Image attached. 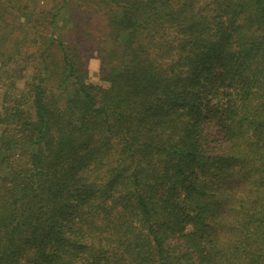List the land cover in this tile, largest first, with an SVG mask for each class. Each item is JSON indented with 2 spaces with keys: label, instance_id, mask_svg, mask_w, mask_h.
Here are the masks:
<instances>
[{
  "label": "trees",
  "instance_id": "obj_1",
  "mask_svg": "<svg viewBox=\"0 0 264 264\" xmlns=\"http://www.w3.org/2000/svg\"><path fill=\"white\" fill-rule=\"evenodd\" d=\"M0 264H264V0H0Z\"/></svg>",
  "mask_w": 264,
  "mask_h": 264
},
{
  "label": "rangeland",
  "instance_id": "obj_2",
  "mask_svg": "<svg viewBox=\"0 0 264 264\" xmlns=\"http://www.w3.org/2000/svg\"><path fill=\"white\" fill-rule=\"evenodd\" d=\"M84 49V56L85 61L87 64V67L89 69V79L91 81H97V72H98V66H99V59L98 55L95 53V51H85Z\"/></svg>",
  "mask_w": 264,
  "mask_h": 264
}]
</instances>
